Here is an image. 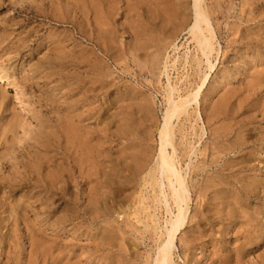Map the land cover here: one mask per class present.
Wrapping results in <instances>:
<instances>
[{"label":"rangeland","instance_id":"374dc122","mask_svg":"<svg viewBox=\"0 0 264 264\" xmlns=\"http://www.w3.org/2000/svg\"><path fill=\"white\" fill-rule=\"evenodd\" d=\"M109 1L103 28L90 0H0V68L31 105L22 109L0 78V264H153L166 239L165 224L176 209L169 188L165 206L154 176L160 177L167 80L151 73V51L138 37L136 1ZM183 1L193 19L194 0ZM204 5L213 26L222 29L224 52L231 35L245 31L246 18L254 39L228 49L227 60L221 52L208 95L173 119L175 157L191 185L174 264H189L186 242L196 232L206 248L194 252L193 264H264V0ZM244 54L248 67L240 60ZM257 69L263 76L251 81ZM184 73L173 72V80ZM222 143L225 152L217 147ZM168 151L173 154V147ZM203 164L204 173L196 169ZM198 184L207 185L211 196V219L200 228L192 217L201 209ZM212 191L218 199L212 200ZM235 199L238 219L229 235L220 236L223 223L229 224L227 204ZM252 212L258 215L250 220Z\"/></svg>","mask_w":264,"mask_h":264},{"label":"bare ground","instance_id":"6f19581e","mask_svg":"<svg viewBox=\"0 0 264 264\" xmlns=\"http://www.w3.org/2000/svg\"><path fill=\"white\" fill-rule=\"evenodd\" d=\"M108 1L107 0H90V5L92 8V11H93V13L96 14V15L94 14L93 16H97L96 18H99L98 21L99 20L102 21V22L99 21L98 25H102L104 23V21L107 20L106 15L108 14V12H106V10H105V5ZM135 1H136V7H134V6H132V7L135 8V11H136L138 37L140 36V37H142V39L145 38L143 48L145 50L151 51V54L149 53V56H150L149 58H150V62H151V67H150L151 73L153 74V73H155V71L158 72L157 78L159 79V82L162 81L161 80L162 77H163V79L167 80V85L164 86V95H165L166 100H167V106H166L167 110H166V114L164 116L163 127L160 130L161 148H160V154H159V159H158V164H157L158 174L160 175V177L157 178V176H154V177H156L155 187H157L156 189L158 191H160V193H161L160 196L164 197L163 203H165V206H166V204L167 205L169 204V194H166L165 189L169 188L170 199L172 200V203L176 209V213L172 212V217L170 216L171 217L170 221H168L167 224H165V226L167 225L166 226V239L164 240L161 247H159V253H158L157 257L154 259L153 264H174L173 253H174V249L176 248L175 242H176L177 237L182 233V230H184L186 228L185 226H186V221L188 218L189 202L191 200V196H190L191 185H190V182L187 181L186 176L183 174L182 169H180V167L177 163L176 157H175L177 150L173 144V137H174L173 119L177 118V117H181L182 115H187L188 112H190V109L194 104H197V106L200 105V100L203 97H206L208 95V94L206 95V92L208 90L210 80L212 78V73H213L214 69L216 68L215 60H217V58L220 56L221 52H222V56L224 57V59L227 60V59H229L228 49L232 48L233 50H237L239 45H241V46L245 45L246 47H248V46L253 44L254 38L250 34L251 29L248 28V25L252 22V20H250L249 18L245 19L244 22L247 25L245 28V31L241 28L237 29L235 27V29H237V31L241 29L240 30L241 35L239 37L238 36L239 31L238 32L235 31L236 33H233L231 35V36H233V38L227 42V45H226L227 51L224 52L223 49L220 47V42H219V34L222 32V29H221V27H219V29L217 30L213 26L212 15L209 12L210 8L206 7L204 5V0H194L195 3H194V7H193L194 8L193 19L189 18L190 13L188 11V8L184 4L183 0H135ZM244 1L246 2L249 0H244ZM252 1H254V0H252ZM107 7H108V5H107ZM131 8H129V9H131ZM129 11L131 13L134 12V10L133 11L129 10ZM112 18H114V17H112ZM94 19L95 18L93 17V20ZM218 19H219V17H218ZM95 20H94V22L96 23ZM191 20L193 23L191 22ZM107 21L109 22V20H107ZM100 22H101V24H99ZM133 22H134V20H133ZM103 25H102V27L104 28L106 23L104 26ZM135 28L136 27H134V29ZM111 29H109V31ZM243 31H244V33H243ZM136 32H135V34H136ZM186 35H188L189 38H186L185 37ZM185 38H186V41H184ZM255 38H257V37H255ZM107 40H109V39H107ZM104 45H105V43H104ZM192 47H193V49H192ZM113 52H114V50H113ZM120 52H122V51H120ZM120 52H118V53H120ZM237 53L240 54V52H237ZM115 55L116 56L118 55L117 57H119V54H115ZM139 55L140 54H138V57H139ZM112 57H113V55H112ZM240 60H243L242 62H244L245 66L248 67V64L250 63V57H248V55H245V54L240 55ZM123 63H124V61H123ZM181 68H183V71H185V73L181 77H179V79L177 81H174L173 77H172V73L173 72L174 73L179 72V70ZM261 69H262V67H261ZM258 71L260 72L261 70L257 69V71L255 70V72L252 73L253 75H254V73H256V75H254V76L255 77L257 76V77H256V79H251V81L256 80V82H258L257 79L258 78L260 79L261 76H263L264 73L262 74V72H260L262 74L261 75V74L257 73ZM232 72H230V74L228 73L225 77H232V75H233ZM263 72H264V70H263ZM0 78H2L5 81L6 88H11L12 90L15 91V96L17 97V99H19L21 101V108L22 109L31 108V105L24 100L25 95H24L22 88L19 86L18 83H16V81L13 78L10 77V75L3 68H0ZM221 82H223V80H221ZM250 83L252 84V86L257 85V84H254L255 82H250ZM122 85L124 87V84H122ZM110 86H111V84H110ZM133 89H134V87H133ZM123 91L125 93V90H123ZM6 92H7V90H6ZM134 100L132 102H134ZM4 103H5V97L2 96V97H0V106L1 107L4 106ZM137 103H138V101L136 102V104ZM11 105H12V103H11ZM115 108H117V107H115ZM13 109H15V108H13ZM119 109H120V107H119ZM142 110H144V109H142ZM142 110H140V111H142ZM147 111H148V109H147ZM147 111H145V112H147ZM212 111L213 112H217V111L219 112L218 108H213ZM17 115H20V114H17ZM12 116H13V114H12ZM13 117H14L13 118V124L14 125L19 124L18 116H13ZM41 128L42 129L45 128L44 125ZM65 132H68V131H65ZM217 137H218V135H217ZM223 145H224V143L220 144L217 147L221 148V146H223ZM170 146L173 147V150H174L173 154H171L168 151V147H170ZM224 146H223V148H224ZM205 147H204V149H206ZM226 147L227 146H225V148ZM225 148L223 149L224 150L223 152L226 151ZM215 149L217 150L219 148H215ZM227 150H229V149H227ZM206 151H207V149H206ZM213 151H215V150H213ZM217 152L220 153V151H218V150H217ZM211 154H215V153H211ZM213 158H215V157H213ZM87 159H89V158H87ZM209 159H210L211 163H213L212 161H214V159L212 160L211 157ZM215 161H216V159H215ZM59 165H58V167H60ZM203 165H205V164H203ZM205 167H206V165L203 167L198 166V167H196V169L200 170L201 172L204 173ZM200 171H198V172H200ZM92 174L93 173H91V175ZM102 174H104V173H102ZM152 174H153V172H152ZM155 175H157V174H155ZM61 177H63V176H61ZM210 177H209V179H210ZM217 177L218 176H216V179H217ZM205 179H204V181H205ZM106 180H108V179H106ZM207 181L209 182L208 179H207ZM206 183H204V184H206ZM97 185H99V184L97 183ZM198 185H199L198 188H196L197 189L196 190V195H197L196 199L197 200L200 199V201H201L200 202V208L201 209L198 210V208H199L198 207L195 210L196 211L195 214L194 213L192 214V217L197 220V223H195L196 228L201 227L202 221H204L206 219L207 220L211 219V217H209L208 213L206 212L207 206L210 204V200H211V198H210L211 196L208 194V189L206 188L207 185H206V187H204L202 184H198ZM210 191H211V189H210ZM212 192H214V191H212ZM218 198H219V193L214 192L213 196H212V200L213 199L215 200ZM236 200L238 201V199H235V202H236ZM237 203L238 202H236V203L233 202V205L227 204V206L231 208L230 209L231 211L226 214V215H228L229 218H226V216L224 215V217H225L224 220L229 221V224L223 223L224 228H223V230L220 231V236L229 235L231 227L233 225H235V222L237 221L238 216H239V214L236 213V209L238 207V206H236ZM196 205H197V203H196ZM211 210H213V208ZM247 215H249V218L251 220V219L255 218V216L258 214H257V212H252L251 214L248 213ZM244 217L247 218L248 216L245 215ZM190 218H191V215H190ZM191 220H192V218H191ZM211 222L214 223L213 220ZM258 223L260 225L261 221H258ZM213 230H215V229H213ZM197 233H198V236L193 235L194 240H188V242H186V245H187L186 246V251H187V254H186L187 260L186 261H188L189 264H193V262L195 261L194 252H196L198 249L204 250L206 248V245L204 244V241L202 240L200 233L196 232V234ZM217 233H218V231H217ZM216 235H218V234H216ZM198 241H199V243H197L195 246L194 243H196Z\"/></svg>","mask_w":264,"mask_h":264}]
</instances>
